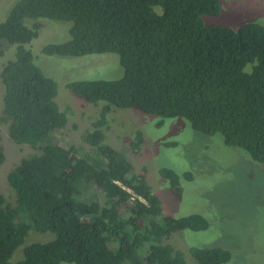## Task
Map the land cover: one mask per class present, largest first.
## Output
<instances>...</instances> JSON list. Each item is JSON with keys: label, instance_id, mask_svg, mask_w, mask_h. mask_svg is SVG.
I'll list each match as a JSON object with an SVG mask.
<instances>
[{"label": "trees", "instance_id": "1", "mask_svg": "<svg viewBox=\"0 0 264 264\" xmlns=\"http://www.w3.org/2000/svg\"><path fill=\"white\" fill-rule=\"evenodd\" d=\"M222 0H19L0 23L1 80L5 86L0 122L19 145L39 148L7 175L15 194L0 193V264H227L223 248L192 247L185 253L166 242L180 231H207L200 214L164 213L145 172H135L121 151L93 145L105 137L115 108L160 118H183L194 131L221 136L264 166V26L237 29L207 25L221 14ZM71 23V39L49 44L48 56L83 57L113 53L124 74L118 80H80L66 89L99 118L83 137L90 148L65 145L69 110L60 103L57 82L31 50L42 21ZM11 59L3 62L8 52ZM143 133L129 143L139 151ZM168 146L175 144H166ZM0 136V167L4 163ZM174 191L194 179L160 170ZM32 233H51L47 242L26 245ZM25 244V245H24ZM23 246V259L14 260Z\"/></svg>", "mask_w": 264, "mask_h": 264}, {"label": "rangeland", "instance_id": "2", "mask_svg": "<svg viewBox=\"0 0 264 264\" xmlns=\"http://www.w3.org/2000/svg\"><path fill=\"white\" fill-rule=\"evenodd\" d=\"M18 1L0 0V23ZM221 9L219 16H205L204 22L232 29L249 22L264 26V0H222ZM42 25L31 50L44 73L57 82L60 103L69 110V125L65 130L43 129L41 135L55 132L63 144L77 145L84 151L91 146L83 137L99 118L101 105L86 104L67 90L66 85L80 80H118L124 71L119 56L113 53L83 57L44 54L46 45L71 39V23L45 20ZM12 56L13 52H8L3 62ZM4 95L5 86L0 77V117ZM159 121L158 116L136 109L115 108L109 115L108 127L103 129L105 137L93 145H108L121 151L132 162L135 172H145L150 188L162 200L165 214L174 217L200 214L210 222L207 231H180L166 240L183 251L190 263L194 262L190 249L199 247L229 250L232 260L227 264H264V166L243 150L227 147L221 136L197 133L183 118L166 119L161 127ZM137 131L143 133L144 142L135 152L129 143ZM0 136L5 160L0 167V193L9 202H14L15 194L7 182V175L22 159L39 154L40 149L16 144L1 122ZM168 143L175 145L168 146ZM163 168L172 169L179 175L192 172L194 179L182 180L181 191H174L160 175ZM53 236L51 233H32L25 244L47 242ZM23 256L22 246L14 260L23 259Z\"/></svg>", "mask_w": 264, "mask_h": 264}]
</instances>
